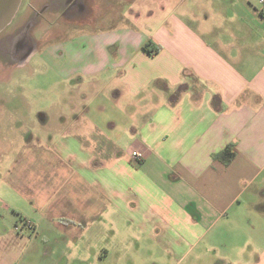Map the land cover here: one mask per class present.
Here are the masks:
<instances>
[{
    "label": "crops",
    "instance_id": "crops-1",
    "mask_svg": "<svg viewBox=\"0 0 264 264\" xmlns=\"http://www.w3.org/2000/svg\"><path fill=\"white\" fill-rule=\"evenodd\" d=\"M119 1L95 51L50 54L65 80L94 86L65 128L27 136L6 166L0 264H100L123 249L154 264H264L259 1L155 0L145 13Z\"/></svg>",
    "mask_w": 264,
    "mask_h": 264
},
{
    "label": "rangeland",
    "instance_id": "rangeland-1",
    "mask_svg": "<svg viewBox=\"0 0 264 264\" xmlns=\"http://www.w3.org/2000/svg\"><path fill=\"white\" fill-rule=\"evenodd\" d=\"M74 1L73 5L67 6L68 0H22L11 21L12 24L4 28V31H0V36L11 35V40H15V44L23 40L25 42L30 40L29 48L34 44V51L27 62L9 61L10 54L4 62L0 59V145L4 144L5 147L11 145L16 149L15 152L14 148L13 151L8 149L6 153L0 149V178L4 176L6 166L10 164L18 146L27 136L40 134L45 140H49L50 133L54 134L57 129L66 127L67 123L64 124L63 121L68 117H73L74 106L84 102L82 92L89 91L94 86L93 80L83 83V87L76 79L65 80L57 71L53 60H49L51 59L50 54L59 51V47L65 49L66 44L78 49L86 47L95 51L97 40L96 37L91 38L90 36L113 29V16L110 14H113L114 3L113 0H97L95 11L86 10L85 15H79L84 18L75 20L72 15L75 13L77 16L74 17H78V12L82 10L83 0ZM125 1L120 0L119 5L126 6L128 12L135 7L138 11L145 13L147 9H156L157 5L155 0H135L131 3ZM201 2L206 7L210 4L208 0H201ZM93 3L92 1L91 4ZM190 3L185 5L187 9L192 7L193 4ZM100 4H103L101 11L97 8ZM134 12L132 17L136 18L139 12ZM121 17L120 19H123ZM145 18L142 17L141 20L145 22ZM31 21L32 26L28 31L27 25ZM94 21L99 23H93ZM18 28L21 29L19 32H17ZM143 28L145 30L146 27ZM56 54L58 55V52ZM59 60L61 61V58ZM111 80L110 77L107 78L108 82ZM40 114L48 115L47 124L41 123ZM16 224L14 223V228L18 225ZM107 240L113 243V235L102 233V242ZM141 245L145 247L146 241H143ZM120 247H125V244ZM133 253L132 250H119L114 256L116 261L113 262L112 257L110 261H99V263L130 264L131 260L133 264H154L153 257L149 253L145 255L138 253L136 259ZM86 264H92V262L87 261ZM164 264L180 263L177 260H170L165 261ZM204 264H208V261Z\"/></svg>",
    "mask_w": 264,
    "mask_h": 264
},
{
    "label": "flooded vegetation",
    "instance_id": "flooded-vegetation-1",
    "mask_svg": "<svg viewBox=\"0 0 264 264\" xmlns=\"http://www.w3.org/2000/svg\"><path fill=\"white\" fill-rule=\"evenodd\" d=\"M68 1L69 2H68L67 6L73 5L72 3L75 2L74 0H68ZM92 1L94 2L93 4H91ZM81 5H82V10L80 12H78V17H74V16H77L75 13H73V15H72L73 19H75V20H78V19L80 20V19L84 18L83 16H81L82 17L81 18L79 15H81V14L85 15L86 10L87 11L89 10V12H90V9L95 11L96 0H83ZM89 19H91V18H89ZM31 23H32V21L27 25L28 31H29L30 27L32 26ZM11 24H12V22L10 24H8L7 27H5V29L8 28ZM20 30L21 29L17 30V32H19ZM27 38H29V36ZM29 45H30V40H27L26 42L23 40V42H20L19 44H15V40L14 41L11 40V35L0 36V59L3 60V62H4V60H6L8 58V55L10 54V58H8L9 61L21 62L22 59L27 58L34 51V48H33L34 44L31 46V48L28 47ZM20 54L21 55L23 54V55L21 56Z\"/></svg>",
    "mask_w": 264,
    "mask_h": 264
},
{
    "label": "water",
    "instance_id": "water-1",
    "mask_svg": "<svg viewBox=\"0 0 264 264\" xmlns=\"http://www.w3.org/2000/svg\"><path fill=\"white\" fill-rule=\"evenodd\" d=\"M22 0H0V31L13 19Z\"/></svg>",
    "mask_w": 264,
    "mask_h": 264
},
{
    "label": "trees",
    "instance_id": "trees-1",
    "mask_svg": "<svg viewBox=\"0 0 264 264\" xmlns=\"http://www.w3.org/2000/svg\"><path fill=\"white\" fill-rule=\"evenodd\" d=\"M145 49H147L151 53H153L154 51V49L150 47L149 43L145 45ZM216 157L222 159L225 164H229L235 157V152L231 149V147H228L227 149L217 154Z\"/></svg>",
    "mask_w": 264,
    "mask_h": 264
},
{
    "label": "built area",
    "instance_id": "built-area-1",
    "mask_svg": "<svg viewBox=\"0 0 264 264\" xmlns=\"http://www.w3.org/2000/svg\"><path fill=\"white\" fill-rule=\"evenodd\" d=\"M259 1V4L261 5V11L263 12V17H264V0H258ZM21 224H23L24 226H27V227H30L32 226V223L30 220L28 219H21ZM20 227H19V224L16 226V229L18 230Z\"/></svg>",
    "mask_w": 264,
    "mask_h": 264
}]
</instances>
